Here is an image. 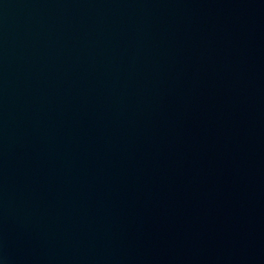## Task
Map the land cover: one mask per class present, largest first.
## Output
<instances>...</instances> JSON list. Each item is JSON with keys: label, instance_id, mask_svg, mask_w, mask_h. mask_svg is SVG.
Returning a JSON list of instances; mask_svg holds the SVG:
<instances>
[{"label": "water", "instance_id": "water-1", "mask_svg": "<svg viewBox=\"0 0 264 264\" xmlns=\"http://www.w3.org/2000/svg\"><path fill=\"white\" fill-rule=\"evenodd\" d=\"M0 264H264V0H0Z\"/></svg>", "mask_w": 264, "mask_h": 264}]
</instances>
